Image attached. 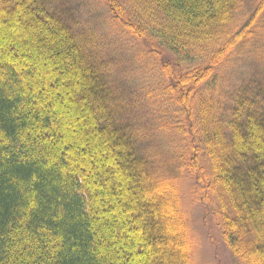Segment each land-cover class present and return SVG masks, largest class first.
I'll use <instances>...</instances> for the list:
<instances>
[{
  "label": "trees",
  "instance_id": "trees-1",
  "mask_svg": "<svg viewBox=\"0 0 264 264\" xmlns=\"http://www.w3.org/2000/svg\"><path fill=\"white\" fill-rule=\"evenodd\" d=\"M98 1L153 68L145 118L61 0H0V264H194L185 181L264 264V0Z\"/></svg>",
  "mask_w": 264,
  "mask_h": 264
},
{
  "label": "rangeland",
  "instance_id": "rangeland-1",
  "mask_svg": "<svg viewBox=\"0 0 264 264\" xmlns=\"http://www.w3.org/2000/svg\"><path fill=\"white\" fill-rule=\"evenodd\" d=\"M61 4L66 5L70 13L79 22L87 25L89 28L87 30L94 31L101 37L110 57L114 59L115 75L120 92L124 97H127L128 101L132 102L133 100L132 105L135 106V116L145 118L147 112L153 110V107L148 104L150 102L148 100H152V95L149 92L151 88H154L155 91L157 84L155 78H151L153 77L151 71L153 68L139 56L140 47L129 44L113 33V28L106 23L107 12L98 0H61ZM257 53L259 56V50H257ZM262 56L256 57V59L261 61ZM252 60L245 58L241 62L242 72L263 79V68L260 67L259 62ZM150 121L145 119L143 123H150ZM181 188L183 207L192 233L193 263L235 264L236 261L222 242L220 232L215 228L216 223L213 218L215 210L213 205L215 204H209V207L206 208L198 203L190 182H183Z\"/></svg>",
  "mask_w": 264,
  "mask_h": 264
}]
</instances>
